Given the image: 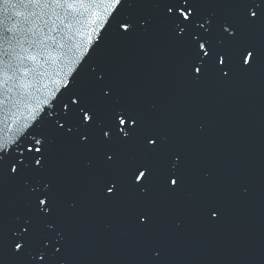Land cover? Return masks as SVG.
Masks as SVG:
<instances>
[{
    "label": "water",
    "instance_id": "obj_1",
    "mask_svg": "<svg viewBox=\"0 0 264 264\" xmlns=\"http://www.w3.org/2000/svg\"><path fill=\"white\" fill-rule=\"evenodd\" d=\"M63 2L79 48L0 114V264H264V0L189 4L195 59L162 0Z\"/></svg>",
    "mask_w": 264,
    "mask_h": 264
},
{
    "label": "snow or ice",
    "instance_id": "obj_2",
    "mask_svg": "<svg viewBox=\"0 0 264 264\" xmlns=\"http://www.w3.org/2000/svg\"><path fill=\"white\" fill-rule=\"evenodd\" d=\"M162 2L170 5L167 10L169 22L191 37L190 44L195 59L198 56L195 46L198 44L199 49L204 50L207 41V33L200 30L202 22L194 18L191 9L186 11L188 5L195 0ZM239 2L248 3L253 0ZM117 3H121V0H117ZM77 11L74 5L66 4L63 0H0V114L13 115L22 108L27 109L34 102L36 94L47 87L44 81L51 80L53 74L58 75L62 70L60 66L74 55L75 49L79 48V45L74 44L77 35L76 25L80 23L78 17L73 15ZM252 16H256V13L253 12ZM92 23L95 24L96 21L93 20ZM121 27L125 31L132 29L129 23H123ZM89 41L91 42L90 36ZM204 54L208 55V52L205 51ZM251 56L252 53H248L244 60L245 64L249 62ZM196 63L202 62L196 60ZM199 73L201 67L197 66L194 68V74ZM74 75L75 73L70 82ZM81 111L83 109L77 108L69 113V117L79 119ZM44 114L45 112L36 122L41 120ZM91 120L92 116L85 111L83 121L88 123ZM114 120L118 121L120 126L127 123L126 116L121 114V110H117ZM119 131L123 132L124 136L129 134L123 127ZM150 143L154 144L155 141ZM35 150L42 152L41 149ZM2 159L0 157V162ZM35 163L40 164V159H36ZM13 171H17L15 166ZM144 176L145 172L141 171L136 180L140 181ZM171 183L176 185L177 180L172 179ZM111 191L110 188L109 192ZM45 202L43 199L40 200L42 205ZM29 226H25L24 223L20 225V231L26 240L30 238ZM16 247L20 249L21 244L18 243Z\"/></svg>",
    "mask_w": 264,
    "mask_h": 264
}]
</instances>
